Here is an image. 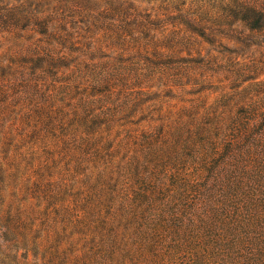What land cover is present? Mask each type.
Masks as SVG:
<instances>
[{
    "label": "trees",
    "instance_id": "16d2710c",
    "mask_svg": "<svg viewBox=\"0 0 264 264\" xmlns=\"http://www.w3.org/2000/svg\"><path fill=\"white\" fill-rule=\"evenodd\" d=\"M1 19L41 38L16 60L0 264H264V0H25Z\"/></svg>",
    "mask_w": 264,
    "mask_h": 264
},
{
    "label": "rangeland",
    "instance_id": "374dc122",
    "mask_svg": "<svg viewBox=\"0 0 264 264\" xmlns=\"http://www.w3.org/2000/svg\"><path fill=\"white\" fill-rule=\"evenodd\" d=\"M19 1L23 2L25 0H0V162L3 155L2 150H7L8 146L6 145L15 137V130L18 119L17 112L20 108V105L24 103L22 102L23 99L20 101V103H18L19 98L21 99V96H23L21 92L19 93L17 91L19 89V81L17 76L18 63H16L18 53L20 52L22 55L28 54L29 49H33L34 47H36V41L41 38V36L36 34L34 30H31V28L20 30L15 29L8 24H2L1 16L5 15L7 11H10L16 5H19ZM25 7H28V5H25ZM86 24H89V27H91V21ZM83 29L84 26L82 24H78L74 28V30L77 31V34L74 35H83L87 37L91 34L81 31ZM18 36H20V39H18ZM39 46L44 47V44L42 43ZM202 47H204L202 55H205L206 50H210L212 48L210 46H207L206 44H203ZM198 49L199 48L196 46L195 50ZM103 52L107 53V51ZM74 55L76 56L78 54ZM74 55L72 57H74ZM210 55L216 56L219 59L223 57V55H219L216 51L213 50L210 51ZM254 56L256 59L260 57L258 53H256ZM158 77L159 75H154L146 85L153 86V88L150 90V93L160 95L161 92L162 95L166 90L162 86L165 83V79L159 82ZM217 80H223V75L220 74L213 81L216 82ZM218 83H214L213 88H211L204 94V96L209 97V99L207 100L208 104H212L216 99L220 98L223 89L229 92V82L223 81L222 83ZM175 91H177V94H181L180 90ZM238 91L239 90L231 92L234 94ZM178 97L179 99L183 100H190L195 98L194 96L190 95H180ZM179 99L169 100V102L171 104H175Z\"/></svg>",
    "mask_w": 264,
    "mask_h": 264
}]
</instances>
